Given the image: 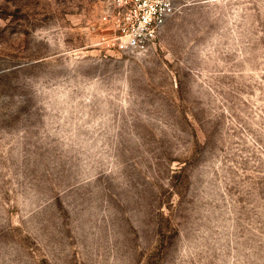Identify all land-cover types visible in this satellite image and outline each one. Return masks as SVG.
<instances>
[{"label":"rangeland","instance_id":"374dc122","mask_svg":"<svg viewBox=\"0 0 264 264\" xmlns=\"http://www.w3.org/2000/svg\"><path fill=\"white\" fill-rule=\"evenodd\" d=\"M0 0V264H264V0Z\"/></svg>","mask_w":264,"mask_h":264},{"label":"built area","instance_id":"2783aa9c","mask_svg":"<svg viewBox=\"0 0 264 264\" xmlns=\"http://www.w3.org/2000/svg\"><path fill=\"white\" fill-rule=\"evenodd\" d=\"M128 12L120 23L119 47L123 51L142 54L154 45L166 21L175 13L173 0L126 1Z\"/></svg>","mask_w":264,"mask_h":264}]
</instances>
